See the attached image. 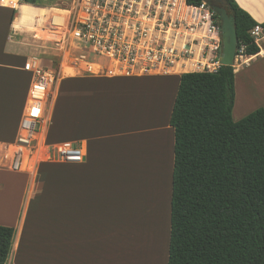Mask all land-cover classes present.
<instances>
[{
  "label": "crops",
  "instance_id": "0c3cea01",
  "mask_svg": "<svg viewBox=\"0 0 264 264\" xmlns=\"http://www.w3.org/2000/svg\"><path fill=\"white\" fill-rule=\"evenodd\" d=\"M11 1L0 0L7 5L0 4V8H8L13 13V8L8 6ZM237 2L257 22H264V0ZM13 15L7 17L0 9V145L12 144L18 136L20 122L28 108L32 82V73L24 69V64L32 56H39L38 44L31 32L20 30L19 34L13 35L12 31L18 28L16 20L19 18ZM259 47L260 51L255 55H242L244 63L236 66L235 73L244 66L248 77L255 69V83L260 82L264 86V40ZM171 75L177 76L173 80L176 90L174 98L169 107L159 113L161 119L155 128L165 140L166 153L172 157L174 169L175 134L170 125V116L181 73L63 77L64 81L68 80L61 96L66 140L60 142L80 145L86 157L79 163L40 162L32 173L15 171L0 159V225L16 229L7 264H130L118 257L113 248L106 247L101 238H96L95 233H100L103 226L101 219L108 220L104 229L107 226L111 230V221L119 224L114 219L119 218L121 212V216L127 217L134 210L128 198L131 181L120 178L114 172V168L120 165L119 156L115 160L114 153L121 151V148L127 150L136 134L155 129L145 128L150 125L145 124L142 114L143 84L134 82L148 76ZM247 85L245 88H248ZM248 100L250 106L255 101L252 97H247ZM247 105L241 99L237 106L242 110ZM260 105L264 107V102H257L244 113L249 114ZM131 111L134 115L128 117ZM241 117L234 120L238 121ZM51 141L56 142L54 139ZM123 162L129 160L125 158ZM61 167L63 177L52 178V168L56 171ZM43 171L49 172L48 178H40ZM37 202L40 208H53L51 217L62 220L55 224L52 222V227L44 231L45 226H41L43 222L39 221L44 215H31Z\"/></svg>",
  "mask_w": 264,
  "mask_h": 264
},
{
  "label": "trees",
  "instance_id": "16d2710c",
  "mask_svg": "<svg viewBox=\"0 0 264 264\" xmlns=\"http://www.w3.org/2000/svg\"><path fill=\"white\" fill-rule=\"evenodd\" d=\"M225 1L236 17L238 49L257 54L251 31L258 22L237 0ZM20 2L37 7L29 4L45 0ZM235 77V67L226 65L180 76L170 116L175 157L167 264H264V107L234 120ZM15 234L0 225V264H7Z\"/></svg>",
  "mask_w": 264,
  "mask_h": 264
},
{
  "label": "built area",
  "instance_id": "2783aa9c",
  "mask_svg": "<svg viewBox=\"0 0 264 264\" xmlns=\"http://www.w3.org/2000/svg\"><path fill=\"white\" fill-rule=\"evenodd\" d=\"M45 1L43 5H29L47 8L48 13H35L29 26L12 31L13 35L29 31L38 44L57 51L51 64L36 55L24 64V69L32 73L28 108L16 140L0 146V159L15 171L32 173L40 162L85 160L80 145L47 142L51 114L48 104L56 97L57 85L65 75L169 74L179 62L193 59V46L202 44L198 62V69H202L194 70L216 71L212 67L221 66V20L216 19L217 13L204 0L198 6L186 0ZM179 13L192 18L190 26H184ZM201 30L203 35L195 36ZM251 35L260 46L264 22H258ZM182 38L187 41L181 45ZM244 49L245 45L238 50L241 56Z\"/></svg>",
  "mask_w": 264,
  "mask_h": 264
},
{
  "label": "rangeland",
  "instance_id": "374dc122",
  "mask_svg": "<svg viewBox=\"0 0 264 264\" xmlns=\"http://www.w3.org/2000/svg\"><path fill=\"white\" fill-rule=\"evenodd\" d=\"M9 4L10 6L17 8V10L13 9L14 18L18 16L19 20H22L27 25H30L33 14L41 13L44 15V11L45 13H48L47 8L28 6L19 2L18 0H12ZM0 9H2V14L7 17L13 14L12 10L8 8ZM179 14L180 15L178 18L183 19L184 26H190L193 21L192 18L189 16L187 18V16H185L183 13ZM188 30H191V27H188ZM189 32L192 33V31ZM183 33H187L186 30H183ZM37 52L39 57L42 58L46 64H51L50 60L55 58V54L57 53L56 50L43 47L42 44H38ZM197 60V58L191 59L188 65L183 63L185 68L183 67L184 70L182 73L201 70L202 67L198 69L199 67ZM242 63H244L243 57L237 53L234 67L236 68L237 65H242ZM212 68H218V66H214ZM245 69L246 67L241 66L235 77L236 98L233 108L234 119L239 118V116H242L241 118L245 117L248 113L246 114L244 111L248 110L259 101L264 102V86L259 84L260 82L256 84L254 80V77L257 75V71L253 69L249 73L248 77H246L247 73ZM176 78V75L148 76L146 78H141L139 82H134V84H143L142 87L144 98L142 101V114L143 118H145L150 125L149 127L145 122V124L148 126H145V128H155V125H157L161 119V115H159V113L163 111V108L167 109L169 107L176 91L174 90L175 85H173V80L175 81ZM252 79L254 83L250 84ZM67 82L68 80L64 81V79H61L57 85V91L55 92L56 97L48 104L51 113L47 129L48 143L52 142V139H54V141L56 140L55 143H57V141L60 142L66 140V135L63 133L64 123L62 120L61 96L63 95V88ZM246 84H248V88H245ZM247 97H252L255 100L251 106L249 100L247 101ZM241 99L245 100L249 105H247L246 108H243L242 110L239 108V106H237ZM147 104L153 105L152 109L150 108V110L153 112H150V110L144 111V109H146L148 106ZM261 106L263 105H260L259 107ZM57 111L59 115L58 117ZM132 113L128 117L133 116L134 112ZM148 118H151L152 121H150L151 119L149 120ZM156 120H158V122ZM152 130L151 132L136 134L134 138L131 139L127 150L121 148V151L117 150L114 153L115 157L113 156L115 160L117 159V156H119L118 161L120 164L117 166V168H114V172H116L120 178H126L127 180L131 181L128 187L130 191L128 198L130 200V207H133L134 210L131 211L130 215L127 217L121 216L123 215L121 212L119 214L120 217L114 219V221H119V224L111 221V224L113 225L111 230L108 229L107 226L104 229L105 222H108V220L101 219V225L103 226L100 228V233H95L96 238H101L102 243H104L106 247L110 246L113 248L118 257L125 259V261L130 262V264H167L169 256L171 217L170 202L172 193L173 161L172 157H169V155L166 153L164 143L165 140L159 134L160 132L156 130V128ZM125 158L129 160V162H126L128 164L123 162ZM57 167L59 166H56V168ZM52 171V178L63 177V167H61L60 170L56 169V171L54 168H52ZM48 176L49 172L43 171L42 175H40V178L45 179L48 178ZM52 209L53 208L46 207L40 208L39 202H37L36 206H34L31 210V215L35 213H42V215H44V217L39 218V221L43 222V224L40 223L41 226H45L44 231L47 228L52 227V222L55 224L62 220V218L58 219L59 217H51L50 212H53ZM141 218L143 222H138V220H141ZM140 223L143 225V227ZM135 226L138 231V233L136 232L138 235L133 233ZM138 236H142V238H145L148 242L145 239L143 241H141V239L137 240ZM153 240H157L158 243L156 241L149 242ZM153 243L155 244L153 245ZM108 251L109 250L107 248V252ZM111 254L113 253L111 252Z\"/></svg>",
  "mask_w": 264,
  "mask_h": 264
},
{
  "label": "water",
  "instance_id": "95a60500",
  "mask_svg": "<svg viewBox=\"0 0 264 264\" xmlns=\"http://www.w3.org/2000/svg\"><path fill=\"white\" fill-rule=\"evenodd\" d=\"M219 15L221 20L222 47L219 56L220 65L234 66L238 53V33L236 17L225 0H204Z\"/></svg>",
  "mask_w": 264,
  "mask_h": 264
},
{
  "label": "bare ground",
  "instance_id": "6f19581e",
  "mask_svg": "<svg viewBox=\"0 0 264 264\" xmlns=\"http://www.w3.org/2000/svg\"><path fill=\"white\" fill-rule=\"evenodd\" d=\"M49 11V10H48ZM47 11V12H48ZM44 13H45V11H44ZM23 26H29V25H27V24H25L23 21H20L19 20V18H18V20H16V27H23ZM203 33H204V30H201V31H198V33L195 35V36H197V37H201L202 35H203ZM179 41V40H178ZM178 41H176V42H178ZM187 41V39L186 38H182L181 40H180V44L182 45V44H184L185 42ZM202 46H203V44L202 45H194L193 46V50L195 51V57L194 58H197L198 60H197V62H199V60H200V53H201V50H202ZM193 58V59H194ZM190 62V60H187V61H181V62H179L177 65H176V67H175V69H174V71L172 72V73H177V74H180V73H182L183 72V70H184V66H183V63H185V64H187L188 65V63ZM238 66V65H237ZM184 67V68H183ZM183 68V69H182ZM149 104V103H148ZM147 104V105H148ZM153 104V103H152ZM145 107H146V105H145ZM152 107H153V105H148L147 106V108L146 109H144V111L145 110H150V108L152 109ZM150 112H153V111H151L150 110ZM149 120L151 119V118H148ZM147 119V120H148ZM146 120V119H145ZM150 121H152V119L150 120ZM157 122H158V120H156ZM146 122V124H149L148 123V121H145ZM155 122V121H154ZM156 123V122H155ZM152 125V124H151ZM154 125V124H153ZM138 155V154H137ZM137 155H135V156H137ZM134 156V155H133ZM137 158V157H136ZM137 160V159H136ZM159 191V190H158ZM154 192H155V190H154ZM158 208H159V206H158ZM159 210V209H158ZM137 220V219H136ZM135 220V221H136ZM144 220V219H143ZM140 221H142V218H141V220H138V222H140ZM148 221H151V220H148ZM143 222V221H142ZM136 223H137V221H136ZM141 224V223H140ZM141 226L143 227V225L141 224ZM151 227V226H150ZM135 230H133V233H135V235H138L137 233H138V231H137V229H136V226H135V228H134ZM139 230V229H138ZM137 232V233H136ZM130 235V234H129ZM132 237V236H131ZM132 239V238H131ZM141 239V241H143L145 238H142V236H138L137 237V240H140ZM146 240V239H145ZM147 241V240H146ZM154 241H156L157 242V240H153V241H149V242H154ZM130 242H138V241H130ZM148 242V241H147ZM155 242V243H156ZM155 243H153V245L155 244ZM158 243V242H157ZM150 245H151V243H150Z\"/></svg>",
  "mask_w": 264,
  "mask_h": 264
}]
</instances>
